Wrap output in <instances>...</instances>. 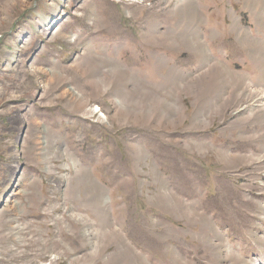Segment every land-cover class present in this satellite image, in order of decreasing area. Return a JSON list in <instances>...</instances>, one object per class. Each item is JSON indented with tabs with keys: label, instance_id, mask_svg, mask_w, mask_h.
<instances>
[{
	"label": "rangeland",
	"instance_id": "rangeland-1",
	"mask_svg": "<svg viewBox=\"0 0 264 264\" xmlns=\"http://www.w3.org/2000/svg\"><path fill=\"white\" fill-rule=\"evenodd\" d=\"M263 92L264 0H0V264L264 263Z\"/></svg>",
	"mask_w": 264,
	"mask_h": 264
},
{
	"label": "bare ground",
	"instance_id": "bare-ground-1",
	"mask_svg": "<svg viewBox=\"0 0 264 264\" xmlns=\"http://www.w3.org/2000/svg\"><path fill=\"white\" fill-rule=\"evenodd\" d=\"M111 76H112V74H111ZM96 83H97V81H96ZM103 85V84H102ZM264 93V92H263ZM264 96V95H263ZM94 112V111H93ZM261 264H264V263H261Z\"/></svg>",
	"mask_w": 264,
	"mask_h": 264
}]
</instances>
